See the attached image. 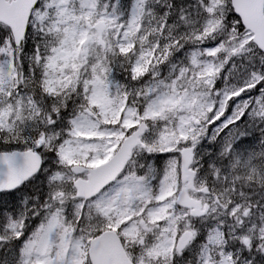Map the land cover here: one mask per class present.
<instances>
[{
	"label": "snow or ice",
	"instance_id": "obj_1",
	"mask_svg": "<svg viewBox=\"0 0 264 264\" xmlns=\"http://www.w3.org/2000/svg\"><path fill=\"white\" fill-rule=\"evenodd\" d=\"M0 264H264V0H0Z\"/></svg>",
	"mask_w": 264,
	"mask_h": 264
},
{
	"label": "rangeland",
	"instance_id": "obj_2",
	"mask_svg": "<svg viewBox=\"0 0 264 264\" xmlns=\"http://www.w3.org/2000/svg\"><path fill=\"white\" fill-rule=\"evenodd\" d=\"M8 199H10V198H8Z\"/></svg>",
	"mask_w": 264,
	"mask_h": 264
}]
</instances>
